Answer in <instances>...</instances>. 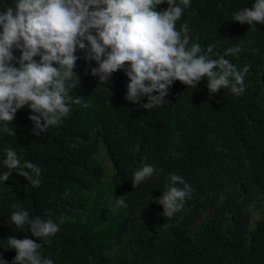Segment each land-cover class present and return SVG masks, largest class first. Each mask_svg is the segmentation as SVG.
Returning a JSON list of instances; mask_svg holds the SVG:
<instances>
[{"label": "trees", "instance_id": "trees-1", "mask_svg": "<svg viewBox=\"0 0 264 264\" xmlns=\"http://www.w3.org/2000/svg\"><path fill=\"white\" fill-rule=\"evenodd\" d=\"M0 264H264V0H0Z\"/></svg>", "mask_w": 264, "mask_h": 264}, {"label": "rangeland", "instance_id": "rangeland-1", "mask_svg": "<svg viewBox=\"0 0 264 264\" xmlns=\"http://www.w3.org/2000/svg\"><path fill=\"white\" fill-rule=\"evenodd\" d=\"M66 1L78 3L81 5H87V4H90L94 0H66ZM95 160L102 166V168L104 170V185H103L104 192L102 194V197L105 198L108 196L109 188H110L108 185L109 176L111 174L110 163H109L103 149H100L98 151V154L96 155Z\"/></svg>", "mask_w": 264, "mask_h": 264}]
</instances>
